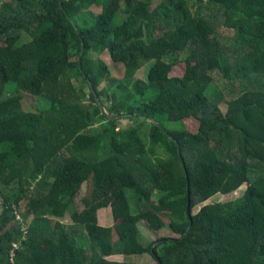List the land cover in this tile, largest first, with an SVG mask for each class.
<instances>
[{
	"label": "trees",
	"instance_id": "trees-1",
	"mask_svg": "<svg viewBox=\"0 0 264 264\" xmlns=\"http://www.w3.org/2000/svg\"><path fill=\"white\" fill-rule=\"evenodd\" d=\"M151 5L0 0V264H264V176L250 178L264 169V0ZM29 96L43 107L26 111ZM109 207L114 228L99 224ZM141 223L178 237L143 244Z\"/></svg>",
	"mask_w": 264,
	"mask_h": 264
},
{
	"label": "rangeland",
	"instance_id": "rangeland-1",
	"mask_svg": "<svg viewBox=\"0 0 264 264\" xmlns=\"http://www.w3.org/2000/svg\"><path fill=\"white\" fill-rule=\"evenodd\" d=\"M152 1V8H154L159 2L160 0H151ZM103 5H93L91 7V9L95 12V13H100L103 10ZM94 56H98V54H94ZM107 63L110 64L111 66V70L112 73L116 76H121L122 72L124 70L123 66H117L114 67L112 60L109 56V53L107 51H105L104 53H102L100 55ZM150 63H147L146 65H144L143 67H141L138 72H137V77L139 78H145V74L147 69L149 68ZM186 68V63L185 61H182L180 63H178L177 65H175L173 67L172 73L173 75H182L185 71ZM78 84V82H76ZM89 89L86 88V92H88ZM24 109L28 112H34L36 111V107L38 106V108H42L43 107V103H39L35 98H33L32 96L26 97L24 100ZM183 122L185 123V125L192 131H195L197 128V121L194 120V118L190 117V118H184ZM122 125L121 126H129L131 124H133L132 121H130L129 119H123L121 121ZM164 124L171 128H178L181 127L182 124L179 122H175V121H165ZM3 149H0V151H2ZM253 173L250 172V178L256 179L258 175H262L264 176V169L260 168L259 166H257V164L253 165ZM247 184L243 185L242 187H240L238 190H236L235 192H232L230 194H222V193H217L214 195V197H212L211 199H209L207 202H205L204 204L197 206L196 208L193 209V213H197L200 208L206 204H211V203H218V202H223V201H229L232 199H235L239 196H241L244 193V190L246 189ZM86 192V185L83 186V189L80 193V195L78 196V198L76 199V203H75V207L77 210H81L83 208L82 203H81V199L84 196ZM128 196L129 199L131 201V211L133 214L136 213L135 207L133 205V195L132 193L128 190ZM0 208V212H1ZM98 218H99V224L105 227H115L116 226V222L113 219V215H112V210L111 208H105V209H101L98 212ZM63 222H65L66 224H72L71 220H70V215H68L66 218H64L62 220ZM168 223V220H165ZM139 229L141 232V241L143 244L147 243V240H155L158 237H178L177 235L173 234L170 229L168 227H165L162 231H160V233L158 234H152L150 233V231L145 228L142 223L139 225ZM118 236L116 234V232H114V239L117 240ZM81 245L87 247L89 246V240L88 237L85 235H83V239L79 242ZM110 260L113 261H123V257L122 256H112L109 258ZM132 261L134 263H139V264H157L153 258L148 255V254H144V255H135L132 258Z\"/></svg>",
	"mask_w": 264,
	"mask_h": 264
},
{
	"label": "built area",
	"instance_id": "built-area-1",
	"mask_svg": "<svg viewBox=\"0 0 264 264\" xmlns=\"http://www.w3.org/2000/svg\"><path fill=\"white\" fill-rule=\"evenodd\" d=\"M0 205H1V208H3L4 206H6V204H4V200L3 198L0 196ZM15 215H16V219L22 223V232L24 233V236H23V239H26L27 237V230H28V226H27V223L24 222L22 216L20 215L19 211L16 210L15 208ZM21 246L20 243H14L13 244V247L10 251V255H11V261L13 262V258L15 256V252L16 250L19 249V247Z\"/></svg>",
	"mask_w": 264,
	"mask_h": 264
},
{
	"label": "water",
	"instance_id": "water-1",
	"mask_svg": "<svg viewBox=\"0 0 264 264\" xmlns=\"http://www.w3.org/2000/svg\"><path fill=\"white\" fill-rule=\"evenodd\" d=\"M62 8H63V7H62ZM82 53H83V48H82V51H81V53H80V61H79V64H81V56H82ZM91 88H92V91H93V93H94V95H95V97H96V100H97L98 104L100 105L102 111H103L104 113L108 114L107 109L105 108L104 104L101 102V100L98 98V96H97V94H96L95 87H94V86H91ZM108 115H109V114H108ZM135 116H136V115H135ZM114 117H116V116H114ZM151 121L155 122L158 126H162L161 123H160L159 121H157V120H155V119H153V118H151ZM178 151H179V154H180V148H178ZM182 161H183V159H182ZM183 165H184V169L186 170V167H185L184 162H183Z\"/></svg>",
	"mask_w": 264,
	"mask_h": 264
},
{
	"label": "crops",
	"instance_id": "crops-1",
	"mask_svg": "<svg viewBox=\"0 0 264 264\" xmlns=\"http://www.w3.org/2000/svg\"><path fill=\"white\" fill-rule=\"evenodd\" d=\"M25 107V106H24Z\"/></svg>",
	"mask_w": 264,
	"mask_h": 264
}]
</instances>
